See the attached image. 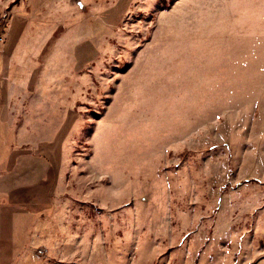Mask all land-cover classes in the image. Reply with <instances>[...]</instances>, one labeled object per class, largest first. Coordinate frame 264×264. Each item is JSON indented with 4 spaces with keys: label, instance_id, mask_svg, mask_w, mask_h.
I'll list each match as a JSON object with an SVG mask.
<instances>
[{
    "label": "rangeland",
    "instance_id": "374dc122",
    "mask_svg": "<svg viewBox=\"0 0 264 264\" xmlns=\"http://www.w3.org/2000/svg\"><path fill=\"white\" fill-rule=\"evenodd\" d=\"M5 50L0 264H264V0H0Z\"/></svg>",
    "mask_w": 264,
    "mask_h": 264
},
{
    "label": "crops",
    "instance_id": "0c3cea01",
    "mask_svg": "<svg viewBox=\"0 0 264 264\" xmlns=\"http://www.w3.org/2000/svg\"><path fill=\"white\" fill-rule=\"evenodd\" d=\"M11 52V51H10ZM9 51H0V57H2V62L0 64V73H2L0 75V77L2 75H4V73H6V77L8 78V74H10V72L12 71V68L14 66V64L11 62V59L13 61V56H14V52H12L10 54ZM3 57H5V59H3ZM8 59L10 60V64L7 63ZM1 80H5L4 78L3 79H0V87L4 86V81H1ZM5 89V88H3ZM30 93V91H29ZM14 94H9L8 95V92L5 90L3 91L2 94H0V113H3L4 111H6L7 113H9L10 111V106L8 104H11L14 100L10 99L13 98ZM8 105V106H7ZM9 129L7 128V130L5 132H7ZM2 134V133H0Z\"/></svg>",
    "mask_w": 264,
    "mask_h": 264
}]
</instances>
